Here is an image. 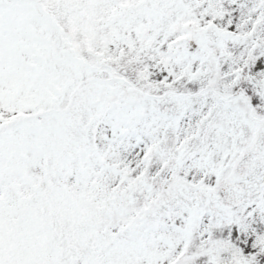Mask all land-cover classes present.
<instances>
[{
  "label": "snow or ice",
  "instance_id": "snow-or-ice-1",
  "mask_svg": "<svg viewBox=\"0 0 264 264\" xmlns=\"http://www.w3.org/2000/svg\"><path fill=\"white\" fill-rule=\"evenodd\" d=\"M0 264H264V0H0Z\"/></svg>",
  "mask_w": 264,
  "mask_h": 264
}]
</instances>
